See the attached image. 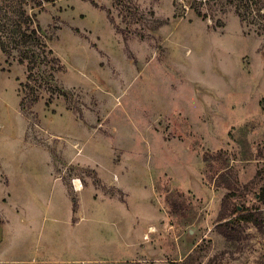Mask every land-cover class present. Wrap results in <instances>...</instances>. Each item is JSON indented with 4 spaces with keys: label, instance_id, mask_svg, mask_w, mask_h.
Wrapping results in <instances>:
<instances>
[{
    "label": "rangeland",
    "instance_id": "1",
    "mask_svg": "<svg viewBox=\"0 0 264 264\" xmlns=\"http://www.w3.org/2000/svg\"><path fill=\"white\" fill-rule=\"evenodd\" d=\"M23 1L53 55L28 79L0 48V264H264V229L217 231L227 180L264 218V30L201 0H0L3 24Z\"/></svg>",
    "mask_w": 264,
    "mask_h": 264
},
{
    "label": "trees",
    "instance_id": "2",
    "mask_svg": "<svg viewBox=\"0 0 264 264\" xmlns=\"http://www.w3.org/2000/svg\"><path fill=\"white\" fill-rule=\"evenodd\" d=\"M35 7H41L44 2L53 0H32ZM117 4L121 0H115ZM211 2H224L227 5L234 7L235 12L243 22L258 24L261 30H264V0H201L197 13L206 18V14L201 10L204 5ZM27 2L23 1V10H20L17 15L11 20H7L4 24L0 20V29L5 33L0 37V48L9 56L13 55L15 49L18 50V61L20 64H27L29 72L28 79L34 78V70L38 69L44 63L48 62L49 56L53 55V51L49 49L47 43L40 35L38 26H35L34 18L28 13ZM52 62L59 64V60L55 57L51 58ZM37 100V99H36ZM25 98L22 99V105ZM226 169V168H225ZM224 170V169H223ZM251 181L245 185L244 190L249 191ZM230 190L222 201V207L218 215L217 231L223 235L228 241H236L240 232L235 226V220L244 223H252L259 230L264 229V218L261 211L258 209H246L242 211L236 206H232L233 198L238 195V190H235L233 182L227 180L225 186ZM234 214H237L234 216ZM239 225V224H238ZM193 254H190L185 260L175 262L174 264H186ZM130 264H141L140 262H131Z\"/></svg>",
    "mask_w": 264,
    "mask_h": 264
},
{
    "label": "crops",
    "instance_id": "3",
    "mask_svg": "<svg viewBox=\"0 0 264 264\" xmlns=\"http://www.w3.org/2000/svg\"><path fill=\"white\" fill-rule=\"evenodd\" d=\"M53 178H54V181L57 180V178H55L54 176H53ZM23 214L26 215L25 217L28 216V207H26V206H24V205H23ZM28 217H29V216H28ZM19 219H20V220H19L20 222H23V223L27 224V222H28V220H29L30 218H24V217H23V219H22V218L19 217ZM15 220H18V219H15ZM22 220H23V221H22ZM8 224H9V220H4V219H1V218H0V242L4 239L3 229L6 230Z\"/></svg>",
    "mask_w": 264,
    "mask_h": 264
},
{
    "label": "bare ground",
    "instance_id": "4",
    "mask_svg": "<svg viewBox=\"0 0 264 264\" xmlns=\"http://www.w3.org/2000/svg\"><path fill=\"white\" fill-rule=\"evenodd\" d=\"M75 183H76V187L78 189H82L83 188L82 183H81V181L79 179H76Z\"/></svg>",
    "mask_w": 264,
    "mask_h": 264
}]
</instances>
